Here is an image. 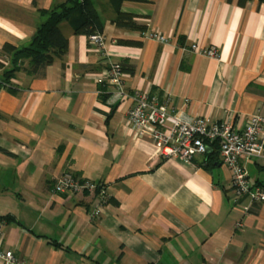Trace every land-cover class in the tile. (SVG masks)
Wrapping results in <instances>:
<instances>
[{
  "label": "crops",
  "instance_id": "crops-1",
  "mask_svg": "<svg viewBox=\"0 0 264 264\" xmlns=\"http://www.w3.org/2000/svg\"><path fill=\"white\" fill-rule=\"evenodd\" d=\"M65 1L0 0V49L26 45L44 21L39 12ZM92 2L104 20L103 50L64 23L65 55L40 76L16 73L13 93L0 90V248L26 264H264V203L244 216L247 201L232 197L219 156L162 159L127 124L132 100H116L109 86L103 102L98 90L107 66L119 64L128 96L242 130L264 116V3L125 2L137 32L112 25L108 0ZM150 32L168 43L142 38ZM243 164L250 184L264 187V156ZM64 174L101 183L111 204L91 218L89 194L52 192Z\"/></svg>",
  "mask_w": 264,
  "mask_h": 264
},
{
  "label": "built area",
  "instance_id": "built-area-1",
  "mask_svg": "<svg viewBox=\"0 0 264 264\" xmlns=\"http://www.w3.org/2000/svg\"><path fill=\"white\" fill-rule=\"evenodd\" d=\"M142 38L160 44H167L168 39L157 32L143 33ZM88 43L104 49L101 35L89 37ZM194 53L207 58L217 59V49H198L194 44L190 47ZM123 73L119 64L109 65L103 80L115 89L116 100L129 98L133 105L127 112V124L131 130L141 136L148 137L158 155L162 159H175L191 163L200 155H205L212 145H217L220 163L230 175L229 188L234 199L245 198L244 216L254 203H264V187L252 185L248 181L243 164L244 160L262 158L264 156V116L252 115L242 130L235 131L228 122L215 123L202 117L189 118L174 113L169 102L159 101L155 97L134 91L130 96L123 90ZM100 188V198L93 201L91 218L103 213L107 191L104 185L90 180L76 178L64 174L57 179L52 192L67 196H81L85 193L94 198ZM0 264H26L18 260L11 251L0 248Z\"/></svg>",
  "mask_w": 264,
  "mask_h": 264
},
{
  "label": "trees",
  "instance_id": "trees-1",
  "mask_svg": "<svg viewBox=\"0 0 264 264\" xmlns=\"http://www.w3.org/2000/svg\"><path fill=\"white\" fill-rule=\"evenodd\" d=\"M139 1L142 0H108L113 12L112 25L126 31L143 32L144 29L136 24L132 15L121 11L123 3ZM249 1L264 3V0H238V5L243 7ZM39 13L44 17V21L35 28L34 34L26 45L14 46L5 43L0 49V58L7 65H4L0 61V70L2 72L0 76V90L6 89L13 93L10 85L16 73L24 71L28 76H40L45 68L50 66L55 59L62 58L65 55L68 39L60 29L62 23H66L75 36H84L89 39L93 35L102 36L103 34L104 20L95 8L92 0H66L64 3L54 6L47 11H40ZM119 66L123 73V66ZM109 86L110 84L104 81V84H101L98 88L101 93L99 99L103 102L109 98ZM115 109V107H112L108 118L113 114ZM206 156V164L214 162L218 156L217 145L210 146ZM99 194L100 188L94 193V198H91L92 201L98 200L101 197ZM103 196L106 197L105 205L111 204V198L107 194ZM52 245L61 247V245L55 242H52Z\"/></svg>",
  "mask_w": 264,
  "mask_h": 264
},
{
  "label": "rangeland",
  "instance_id": "rangeland-1",
  "mask_svg": "<svg viewBox=\"0 0 264 264\" xmlns=\"http://www.w3.org/2000/svg\"><path fill=\"white\" fill-rule=\"evenodd\" d=\"M63 25H60V29H61V31H65L66 30V25L64 24V23H62ZM63 26V27H62Z\"/></svg>",
  "mask_w": 264,
  "mask_h": 264
}]
</instances>
